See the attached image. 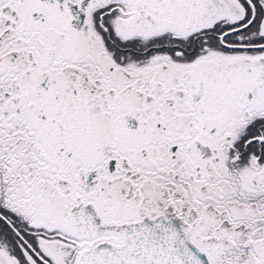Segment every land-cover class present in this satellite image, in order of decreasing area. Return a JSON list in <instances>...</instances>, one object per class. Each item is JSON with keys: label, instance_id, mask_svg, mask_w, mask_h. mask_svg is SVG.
Returning <instances> with one entry per match:
<instances>
[{"label": "snow or ice", "instance_id": "1", "mask_svg": "<svg viewBox=\"0 0 264 264\" xmlns=\"http://www.w3.org/2000/svg\"><path fill=\"white\" fill-rule=\"evenodd\" d=\"M0 264H264V0H0Z\"/></svg>", "mask_w": 264, "mask_h": 264}]
</instances>
